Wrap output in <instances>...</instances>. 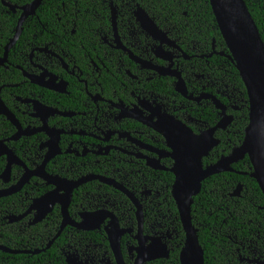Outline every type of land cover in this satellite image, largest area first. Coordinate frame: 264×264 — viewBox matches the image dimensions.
Returning a JSON list of instances; mask_svg holds the SVG:
<instances>
[{"label":"flooded vegetation","instance_id":"af4514ba","mask_svg":"<svg viewBox=\"0 0 264 264\" xmlns=\"http://www.w3.org/2000/svg\"><path fill=\"white\" fill-rule=\"evenodd\" d=\"M57 1L0 52V264H182L176 171L240 118L230 53L152 0ZM32 2L0 0L1 22Z\"/></svg>","mask_w":264,"mask_h":264},{"label":"trees","instance_id":"16d2710c","mask_svg":"<svg viewBox=\"0 0 264 264\" xmlns=\"http://www.w3.org/2000/svg\"><path fill=\"white\" fill-rule=\"evenodd\" d=\"M61 1L66 5L74 6L75 4V0ZM149 1L137 0L142 6L147 7L151 6ZM152 1L153 6L159 7V12L166 13V8H171L172 20L183 24L188 21L187 23L194 31L199 29L200 23H210L215 27V30H212L213 37L216 38L217 43H221L223 49H227L209 0ZM57 2L60 3L57 0H44L40 7L43 12L39 9L37 18L39 16L44 20L41 15L44 13L45 22L52 21ZM244 2L264 42V0H244ZM78 4L83 9L96 6L99 13L103 11L101 0H78ZM184 12L188 14V17L183 15ZM37 18L27 21L24 32L28 31L31 21L37 22ZM2 20L4 23L0 20V28H2L0 52L4 44L14 36L18 23V18L13 15H5ZM183 28L179 27V31ZM227 51L229 52L228 49ZM228 64L226 66L235 75L234 85L237 94L240 95L242 111L240 118L232 128L230 137H221L219 147L211 152L205 163L207 161L216 162L220 157L230 156L233 151L239 149L245 139V131L249 124V101L246 87L236 65L232 61H228ZM233 168L247 175L231 172L214 175L202 183L201 192L193 198L191 219L198 231L205 264H249L248 260L256 259L264 262V196L257 181L250 175L252 171L248 157L234 164ZM240 184L243 187L240 196H233Z\"/></svg>","mask_w":264,"mask_h":264},{"label":"water","instance_id":"95a60500","mask_svg":"<svg viewBox=\"0 0 264 264\" xmlns=\"http://www.w3.org/2000/svg\"><path fill=\"white\" fill-rule=\"evenodd\" d=\"M43 1L34 0L23 8L16 34L7 46V51L16 44L26 19L36 14ZM209 2L229 50L228 58L236 65L246 87L249 124L241 147L233 151L230 156L222 157L215 165L203 167V158L209 155L212 147L220 143L211 141L209 137L211 133H206L205 137H199L196 141L188 143L183 150L182 160L179 161V166H182L177 168L178 179L174 186L175 199L187 233L182 264H205L204 251L199 243L198 231L192 224L191 212L193 198L201 192L202 183L206 179L225 172L247 175L235 171L233 165L248 157L252 171L250 175L257 181L264 196V42L244 0H209ZM0 108H3L1 104ZM220 109L224 117L218 128L225 129L233 118L225 115L223 105ZM242 189V185H238L233 196H240ZM259 264L264 262L261 261Z\"/></svg>","mask_w":264,"mask_h":264}]
</instances>
